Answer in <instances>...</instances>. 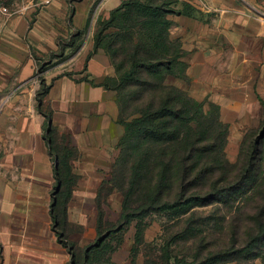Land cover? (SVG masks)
Masks as SVG:
<instances>
[{"label":"crops","instance_id":"1","mask_svg":"<svg viewBox=\"0 0 264 264\" xmlns=\"http://www.w3.org/2000/svg\"><path fill=\"white\" fill-rule=\"evenodd\" d=\"M122 1L7 0L11 14H0V264L71 261L52 227L56 178L45 111L54 142L65 137L77 153L65 204L69 239L84 247L97 235L100 211L103 222L121 212V192L101 188L124 133L116 91L102 84L115 70L103 49L89 53L97 19ZM197 7L193 15L170 16L168 35L179 42L186 68L185 77L167 74L164 84L218 106L234 162L264 116V0H202ZM127 232L110 255L115 263L128 264Z\"/></svg>","mask_w":264,"mask_h":264},{"label":"trees","instance_id":"2","mask_svg":"<svg viewBox=\"0 0 264 264\" xmlns=\"http://www.w3.org/2000/svg\"><path fill=\"white\" fill-rule=\"evenodd\" d=\"M196 11L192 3L184 0H123L108 17L97 19L89 55L103 49L115 70V75L106 77L102 84L116 91L124 133L112 169L125 168L128 184L122 190L123 179L111 169L101 188L107 191L114 187L121 192V212L114 224L110 220L103 222L104 211H100L97 235L84 247L69 239L65 219V204L77 179L70 159L77 153L65 137L61 144L54 142L50 115L44 112L45 138L56 178L50 205L52 227L58 241L70 253V264H118L110 255L128 230L124 226L136 221L133 243L139 242L142 219L147 214L170 212L174 218L210 201L228 204L231 193L247 184L248 190L251 188L247 200L252 202V208L246 213L250 226L245 244L230 246L228 252L174 254L171 245L176 238L187 235L186 228L165 240L158 254L147 257L143 264H215L230 253L251 252L264 239V136H259L264 116L258 131L245 134L237 159L230 162L224 148L227 139L222 137H227V126L219 119L218 106L210 101L209 110L205 111V101H197L179 88L164 84L167 74L185 77L186 68L179 42L168 35L174 24L170 16L193 15ZM128 86L132 89L125 92ZM229 166L238 167L236 176L228 175ZM151 180L154 183L150 187ZM143 187L148 190L131 207V195ZM170 187L173 194L167 196ZM119 231L123 234L116 242H109L108 238ZM234 235L235 232L233 245L237 243ZM132 251L133 245L130 264L134 261Z\"/></svg>","mask_w":264,"mask_h":264},{"label":"rangeland","instance_id":"3","mask_svg":"<svg viewBox=\"0 0 264 264\" xmlns=\"http://www.w3.org/2000/svg\"><path fill=\"white\" fill-rule=\"evenodd\" d=\"M201 1H192L194 10L200 11L197 6H200ZM39 59L41 63L46 61L48 56L45 55L44 57H39ZM50 64L51 63H49V65ZM46 66L44 65L43 67ZM130 89H132V86H128L125 92H128ZM144 97H147L146 94ZM204 110H209V102H205ZM222 137L226 141L227 137L225 135ZM216 142L219 143V139L216 140ZM226 144L227 143H225L224 146L225 153L228 151L226 149ZM116 167L117 168L114 167L112 169V172H115L118 178L121 176L123 179L122 190H126L125 186L128 184L126 181L128 177L126 169H121V166ZM262 168L264 169V162L262 163ZM237 173L238 167H228L229 176L234 177ZM153 183L154 181L151 180L150 187ZM172 187H174V184H172ZM172 187H170V190L166 193L167 196H172ZM248 187L249 185L247 184L233 191V193H231L232 199H229V202H227L228 204H225V201H210L204 205L195 206L186 213L174 218L170 216V212H154L147 214L142 219V238L139 242L133 243L131 256L134 258V261L131 263L143 264L147 257L154 258L165 240L172 237L177 232L180 233L184 231L186 228L189 230L187 235L176 238L171 245L174 254L192 255L195 252L204 254L210 250L216 253L223 251L228 252L230 246H235V248L242 246L248 239L247 230L250 226V220L246 217V213L250 212L252 208V202L247 200L248 195L251 194V188L248 190ZM146 190H148V188L143 187L134 192L129 199V205L135 207V205H137L136 200H139L140 196L145 193ZM234 198L236 199L235 201L233 200ZM115 217V214H108L110 222L114 224L117 223V221H115L117 218ZM135 222L133 221L130 225L124 226V230L128 229L127 233H130L131 236L135 231ZM122 231L112 234L108 238V241L114 244L118 237L123 234ZM190 232H192V235L189 234ZM233 232H235L234 237L237 239V243L234 245L232 244ZM105 256H108V253H105ZM119 259H121V257ZM123 259H121V261ZM127 259V263L130 264V253ZM215 264H264V239L260 240L251 252L244 255L233 252L222 259H218Z\"/></svg>","mask_w":264,"mask_h":264},{"label":"built area","instance_id":"4","mask_svg":"<svg viewBox=\"0 0 264 264\" xmlns=\"http://www.w3.org/2000/svg\"><path fill=\"white\" fill-rule=\"evenodd\" d=\"M0 14L10 15L11 10L7 6V0H0Z\"/></svg>","mask_w":264,"mask_h":264},{"label":"water","instance_id":"5","mask_svg":"<svg viewBox=\"0 0 264 264\" xmlns=\"http://www.w3.org/2000/svg\"><path fill=\"white\" fill-rule=\"evenodd\" d=\"M259 136L263 137L264 136V126L261 128L260 132H259ZM57 163V160H56Z\"/></svg>","mask_w":264,"mask_h":264}]
</instances>
